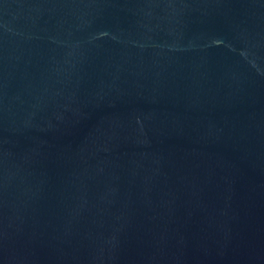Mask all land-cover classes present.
Listing matches in <instances>:
<instances>
[{
	"label": "water",
	"instance_id": "1",
	"mask_svg": "<svg viewBox=\"0 0 264 264\" xmlns=\"http://www.w3.org/2000/svg\"><path fill=\"white\" fill-rule=\"evenodd\" d=\"M0 264H264V0H0Z\"/></svg>",
	"mask_w": 264,
	"mask_h": 264
}]
</instances>
